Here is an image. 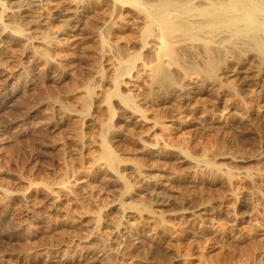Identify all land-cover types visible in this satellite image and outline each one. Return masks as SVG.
Instances as JSON below:
<instances>
[{
    "label": "rangeland",
    "instance_id": "rangeland-1",
    "mask_svg": "<svg viewBox=\"0 0 264 264\" xmlns=\"http://www.w3.org/2000/svg\"><path fill=\"white\" fill-rule=\"evenodd\" d=\"M35 10L19 16L18 13L14 14L12 18L16 23H25L24 29L29 28L26 31L32 37L36 36L34 45L37 46L39 37L44 34L51 37L62 26L52 18V9H47L45 13ZM92 13H89V17H102L100 10ZM40 20L43 21L41 26ZM7 35L2 39L4 43L0 42V189L10 193L11 198L8 201L0 198L2 260L7 261V264H264V204L261 202L259 205L264 189H260L262 196L256 202L252 200L253 190L248 186L240 189L236 200L227 201V187L219 182L211 185L202 180L200 174L193 178L189 167L179 164L174 155H161L157 160L136 147V141L143 137L145 130L142 133V128L134 127L133 122L128 119H124L119 125L118 143L113 147L123 162L134 164L144 173H150L153 180L161 178V183L165 185L159 190L161 195L158 199L150 191L146 193L140 189L138 192V189H132V193L138 194L133 196V201L141 206L140 209L153 206L156 200L168 201L170 204L160 212V221L154 226L155 229L146 228L142 233L140 227L141 232L137 233L144 234L140 243L136 242L138 237L135 236L122 239L121 228H115L124 219L115 207L119 192L113 189L112 179L106 178L103 172L91 177L84 190L62 193L59 195V202L51 204L48 189L52 188L56 192L60 183L72 181L82 168L85 170L91 166L90 163L100 152V137L108 122L105 111L100 110L97 114L94 111L90 115L91 127L87 126L85 130L84 142L78 143V129L89 118L83 109L85 98L82 90L84 91L85 85L94 82L95 78V67L91 63L84 66L82 57L85 51L87 55L92 54L94 42L91 39L85 40L86 49L82 50L78 47L81 36L74 40L69 38L70 43L66 45L61 41V46L58 45L55 51L48 53L62 61L61 65L44 70L40 66L38 70L32 64V54L23 50V46H19L22 43L15 42L12 35ZM8 75L13 78L11 81H7ZM72 83L74 89H71ZM10 91L15 93L8 98ZM52 95L58 96L60 103L52 101ZM202 100L199 107L188 113L189 117L186 116L183 124L174 126L172 135L165 138L168 148L176 150L182 144L195 156L200 155L203 148L207 151L216 150L218 144L220 148L240 147L251 152L259 145L260 140H264V114L262 117L250 116L245 128L233 125L232 130L227 132L219 125L213 127L211 124L212 128L210 123L200 118L202 110L208 111L212 105V97ZM174 110L176 108L170 106L159 116L169 118V115H174ZM218 110L214 109L215 112ZM187 112H182V115ZM246 157V154H236L235 161ZM65 164L68 165L66 169ZM71 164L74 169H68ZM223 164L234 173L243 169L264 170V158H256L245 165L234 161H224ZM20 194H25L24 201L17 199ZM254 203L259 205V216L251 213L252 208L256 207ZM195 208L196 211L207 208V213L212 212V216H216L215 220L224 228L221 230L216 226L210 227L203 215L195 213ZM225 213H231V216L227 214L226 218ZM235 214L238 217H234ZM199 215L205 219H198ZM247 215H252L253 218ZM233 217L240 224L236 221L234 223ZM131 223L137 224L138 221L135 219Z\"/></svg>",
    "mask_w": 264,
    "mask_h": 264
},
{
    "label": "bare ground",
    "instance_id": "bare-ground-1",
    "mask_svg": "<svg viewBox=\"0 0 264 264\" xmlns=\"http://www.w3.org/2000/svg\"><path fill=\"white\" fill-rule=\"evenodd\" d=\"M32 9L41 13L52 9L53 17H51L58 20L62 26V29L51 37L44 34L39 37L40 40L37 38V46L34 45L36 36L32 37L33 35L26 31L29 28L25 30L23 27L26 21L22 19L24 24L20 21L16 23L15 19L13 21L14 14L18 13V16L25 12L29 14ZM94 10H100L102 17L97 19L92 18L93 16L89 17V13ZM17 19L19 20L18 17ZM41 22L43 21L40 20L39 25ZM29 23L28 21L27 24ZM7 34L12 35L18 44L22 43L23 45L19 46H23V50L32 54L34 58L32 64L38 70L40 66H43L42 70H44L61 65L62 61L48 54L52 50L55 51L58 45L61 46V41L66 45L70 43L69 38L74 40L81 36L78 47L82 50L86 49L85 40L91 39L94 42L92 54L87 55L85 51L82 57L84 66L91 63L95 67V71L93 70L95 78L94 82L85 85L84 91L82 90L85 100L80 97L84 101L83 109L89 118L85 123L82 120V126L78 129V143L84 142L85 130L92 124L90 115L94 111V114L100 110L105 111L108 114V122L103 130L104 134L101 133L103 135L99 142L100 152L94 158L93 164L90 163L91 166L85 170L82 168L79 174L76 171L78 176L72 181L67 180L65 184L62 181L56 192L52 188L48 189L47 195L51 204L58 203L59 195L62 193L76 189L84 190L91 177L103 172L106 178L112 179L113 189L119 192L115 207L124 219L121 217L122 220L115 228H121L122 239L135 236L138 237L136 242L140 243L144 234L137 233L139 228L142 227L143 233L144 229H152L158 224L160 212L170 206L168 201L156 200L153 206H142L143 209H140L141 206L133 201V196L138 194L132 193L134 191L132 189H138L137 192L139 189L146 193L150 191V194L158 199L161 195L159 190L165 186L163 182L161 183V178L157 176L160 179L153 180V177L149 176L150 173H144L134 164L123 162L114 149L120 133L119 125L121 126L124 119L132 121L134 127L142 128V133L145 130L143 137H139L135 144L141 151L153 156L154 159L161 155H174L179 164L189 167L193 178L200 174L202 180L211 185L219 182L227 187L229 191L227 201L236 200L240 189L246 186L253 190L252 200H258L262 196L259 191L261 188L264 189V170L243 169L234 173L223 162L234 161L245 165L256 158H264L263 139H257L260 140L259 145L251 152L237 146L236 149L220 148L218 144V150L216 148L207 151L203 148L201 154L195 156L182 144L176 150L168 148L165 138H169L174 126H181L186 116L189 117L188 113L199 107L202 99L207 97H212L211 109L202 110L200 118L210 123V126L219 125L228 132L232 130L233 125L244 126L250 116L262 117L261 115L264 114V0H0V42ZM7 77V81L13 79L9 75ZM5 85L7 86L6 82ZM71 89H74L73 83ZM14 93L10 91L8 98L13 97ZM50 99L60 103L58 96L52 95ZM170 106L176 108L174 115H169V118L160 117L159 114L168 110ZM214 109L219 110L215 112ZM186 111L187 114L182 115ZM129 130L127 129L128 132ZM241 153L246 154L247 157L235 161L236 154ZM65 166L66 169L68 165ZM69 168H72V164ZM70 171L73 172L71 169ZM24 195H17V199L24 201ZM0 198L8 201L11 194L0 189ZM263 198L260 199L259 205L261 202L264 204ZM259 205L252 208L253 215L259 216L260 209L257 208ZM206 210L200 208L195 213L203 215L206 218L203 219L210 227L216 226L222 230L224 226L215 220L216 216H212L211 211L208 214ZM227 214L231 213H225L226 218ZM236 215L234 217H238ZM250 216L253 218L252 215ZM234 217L232 221L235 223ZM200 218L202 219L201 216L198 219ZM135 219L139 224L131 223ZM136 233L138 235H135ZM6 262L0 258V264H7Z\"/></svg>",
    "mask_w": 264,
    "mask_h": 264
}]
</instances>
